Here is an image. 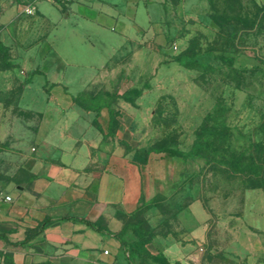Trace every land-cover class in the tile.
Returning a JSON list of instances; mask_svg holds the SVG:
<instances>
[{
	"label": "crops",
	"instance_id": "0c3cea01",
	"mask_svg": "<svg viewBox=\"0 0 264 264\" xmlns=\"http://www.w3.org/2000/svg\"><path fill=\"white\" fill-rule=\"evenodd\" d=\"M205 4L0 0V43L12 64L0 51V264H182L200 242L198 205L157 181L167 171L150 170L154 160L173 157L151 153L145 166L134 160L133 149H146L115 136L114 103L109 134L106 108L97 114L72 100L97 92L66 91L62 63L38 58L36 44L52 25L34 30L31 41L28 25L46 21L57 5L59 15L91 26L83 38L109 51L106 60L128 43L156 44Z\"/></svg>",
	"mask_w": 264,
	"mask_h": 264
},
{
	"label": "rangeland",
	"instance_id": "374dc122",
	"mask_svg": "<svg viewBox=\"0 0 264 264\" xmlns=\"http://www.w3.org/2000/svg\"><path fill=\"white\" fill-rule=\"evenodd\" d=\"M210 4L234 36L209 20L206 2L156 44L128 43L106 60L109 51L83 38L91 26L59 15L57 5L46 21L28 25V39L52 25L36 44L38 58L62 63L68 92L140 90L132 102L115 100L116 137L139 149L187 152L203 143L201 157L185 153L149 165L168 172L158 182L198 205L203 234L182 264H264V0Z\"/></svg>",
	"mask_w": 264,
	"mask_h": 264
},
{
	"label": "trees",
	"instance_id": "16d2710c",
	"mask_svg": "<svg viewBox=\"0 0 264 264\" xmlns=\"http://www.w3.org/2000/svg\"><path fill=\"white\" fill-rule=\"evenodd\" d=\"M208 7H207V16L210 21L213 23L224 26L227 31L229 32L230 36H234V31L232 29V26L227 23V21L217 14L213 7L210 4V0H206ZM0 51L3 54V62H5L7 65L12 66L10 61H8L7 56V48L3 46L0 43ZM38 72V71H37ZM141 94L140 90L132 89L127 92H124L117 96H110V95H104L102 92H97L94 94L88 93V92H80L76 96L72 97V100L76 102L77 104L82 105L86 109H93L98 114L99 111L102 108H106L108 110V132H112V128L116 123V115L117 111L112 107L113 103L117 98H128L130 102L133 101V99ZM129 148V146H127ZM203 149V143L200 141H195L192 145V147L187 151L184 152L180 149H177L175 147H172L170 145H163L160 147H152L146 150L138 151L137 149H133V152H131V156L134 160H136L139 164L142 166L146 165L147 158L151 153L155 154H161L163 156H169V157H175V156H182L185 153L189 154L191 156L195 157H201L200 151ZM264 167V164H263ZM261 178L264 180V176L261 175Z\"/></svg>",
	"mask_w": 264,
	"mask_h": 264
},
{
	"label": "built area",
	"instance_id": "2783aa9c",
	"mask_svg": "<svg viewBox=\"0 0 264 264\" xmlns=\"http://www.w3.org/2000/svg\"><path fill=\"white\" fill-rule=\"evenodd\" d=\"M33 1H35V0H29V2H33ZM54 1H62V0H54ZM26 11L30 12L31 11V6H29V8H27ZM7 199H9V197H7Z\"/></svg>",
	"mask_w": 264,
	"mask_h": 264
}]
</instances>
